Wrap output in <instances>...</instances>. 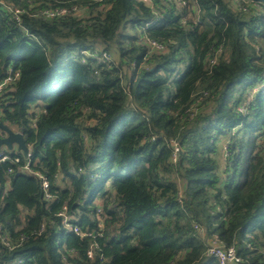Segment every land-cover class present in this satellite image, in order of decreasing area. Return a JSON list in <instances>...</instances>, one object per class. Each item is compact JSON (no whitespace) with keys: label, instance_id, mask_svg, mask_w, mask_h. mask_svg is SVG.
Listing matches in <instances>:
<instances>
[{"label":"trees","instance_id":"trees-1","mask_svg":"<svg viewBox=\"0 0 264 264\" xmlns=\"http://www.w3.org/2000/svg\"><path fill=\"white\" fill-rule=\"evenodd\" d=\"M180 1L0 0V264H264V0Z\"/></svg>","mask_w":264,"mask_h":264},{"label":"built area","instance_id":"built-area-1","mask_svg":"<svg viewBox=\"0 0 264 264\" xmlns=\"http://www.w3.org/2000/svg\"><path fill=\"white\" fill-rule=\"evenodd\" d=\"M146 1V0H144ZM178 5L183 6V2L180 0H176ZM15 15H18L19 11H14ZM42 14L47 17V18H54V17H60L63 16L65 14H67V10L65 8L62 7H58L55 9H46L42 11ZM151 46L152 49L157 50V51H161L163 50V47L153 41H149L148 42ZM99 60H104L107 61L108 60V56L103 53L101 55V57L99 58ZM18 73H14L13 75L11 74V70H9V76L0 84V92L1 89L4 85H6L7 83L11 82L12 80L18 78ZM242 111V109H241ZM177 149L175 148V151ZM8 150L7 149H1L0 150V163L6 161L9 159L8 156ZM26 158L29 157V153H27V155L25 156ZM25 171L31 173V171L29 170L28 164L25 165V167L23 168ZM37 175V174H36ZM42 187L44 189L47 188V183L45 180L42 181ZM72 231L74 233H78V230L76 227L72 228ZM207 255L216 259L218 261L219 264H237L239 262V259L236 257L235 252L232 248L229 249H223L221 246H218L216 243L214 242H210L209 243V248L207 251Z\"/></svg>","mask_w":264,"mask_h":264},{"label":"water","instance_id":"water-1","mask_svg":"<svg viewBox=\"0 0 264 264\" xmlns=\"http://www.w3.org/2000/svg\"><path fill=\"white\" fill-rule=\"evenodd\" d=\"M0 149L17 150L24 156L28 153V148L24 143L23 137L19 132L12 131L5 125L0 123Z\"/></svg>","mask_w":264,"mask_h":264},{"label":"crops","instance_id":"crops-1","mask_svg":"<svg viewBox=\"0 0 264 264\" xmlns=\"http://www.w3.org/2000/svg\"><path fill=\"white\" fill-rule=\"evenodd\" d=\"M4 149V148H3Z\"/></svg>","mask_w":264,"mask_h":264}]
</instances>
